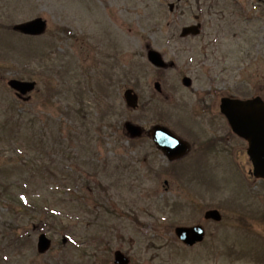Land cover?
<instances>
[{
    "label": "rangeland",
    "instance_id": "1",
    "mask_svg": "<svg viewBox=\"0 0 264 264\" xmlns=\"http://www.w3.org/2000/svg\"><path fill=\"white\" fill-rule=\"evenodd\" d=\"M231 4L0 0V264H114L117 249L130 264H264V182L245 143L230 137L214 152L197 143L170 162L147 136L132 143L123 126L162 123L190 141L199 107L219 106L211 88L236 87L243 65L254 78L264 27L245 31ZM37 17L44 34L13 30ZM197 21L200 36L179 38ZM149 48L175 66H153ZM11 78L37 82L30 100L16 96ZM127 89L137 109L127 107ZM211 208L221 223L204 219ZM196 224L205 240L188 247L175 228ZM41 233L52 240L44 254Z\"/></svg>",
    "mask_w": 264,
    "mask_h": 264
},
{
    "label": "water",
    "instance_id": "2",
    "mask_svg": "<svg viewBox=\"0 0 264 264\" xmlns=\"http://www.w3.org/2000/svg\"><path fill=\"white\" fill-rule=\"evenodd\" d=\"M172 8V6H171ZM46 21L42 18H36L25 23L17 24L14 29L28 35H39L46 30ZM200 33V25L186 26L183 28L181 36L197 35ZM148 59L157 67L167 68L173 66V63H166L162 55L153 49L148 51ZM191 80L184 79V84L189 85ZM8 85L14 89L17 95L24 100H29L30 96L24 95L32 92L36 87L35 81H23L19 79H10ZM160 89V85L156 83ZM126 103L131 108H136L138 97L133 90L128 89L124 93ZM256 100L242 101L234 98H223L221 107L222 112L227 116L228 121L238 135L244 137L248 143V154L253 163V173L256 177L264 178V109H240L246 106H256ZM125 128L132 137L141 136L143 129L131 122L125 123ZM158 147L168 156L170 160L181 158L190 151V145L177 137L167 127L156 125L149 132ZM207 218L221 219L217 210L208 211ZM177 235L188 244H194L204 238V229L201 226L191 228L179 227L176 229ZM51 240L45 234H41L38 239V251L44 253L49 250ZM115 263L128 264L129 259L120 251L115 253Z\"/></svg>",
    "mask_w": 264,
    "mask_h": 264
},
{
    "label": "flooded vegetation",
    "instance_id": "3",
    "mask_svg": "<svg viewBox=\"0 0 264 264\" xmlns=\"http://www.w3.org/2000/svg\"><path fill=\"white\" fill-rule=\"evenodd\" d=\"M232 2L233 4H231V7L237 11V14L240 18V23L243 24L242 26L245 31L250 30V27L255 26L259 27L261 30V23L263 24L262 27H264V0H232ZM226 6L228 7V5ZM260 30H254V32H260ZM260 45L261 42L257 48V56L252 58L251 62L252 65L256 66V73L254 74V78L252 80H250L247 74L248 67L250 65H243L240 68V77L236 87L230 88L228 82L223 81L221 91L211 88V91H209L208 94L219 92L221 93L220 100L223 97H234L241 100L250 101L256 100L258 105L246 106L240 109H264V48H262L264 47V42L262 43V47H260ZM261 48L263 50L262 53L260 51ZM233 92H235V94ZM199 108L204 109V112H200L201 114L199 116V122H202L207 118L208 125L202 126V124H198L199 129L197 134L191 135L192 151L194 154L197 149V143H199L201 149L208 145H213L216 146L217 149L220 147L221 151L224 150L225 145L230 137L246 143L245 139L232 132L227 118L220 111V103L219 106L212 104L210 106H200ZM230 150L233 151V153L237 151L235 148ZM230 150L228 149L226 152L228 153ZM259 180L264 182L263 179Z\"/></svg>",
    "mask_w": 264,
    "mask_h": 264
},
{
    "label": "trees",
    "instance_id": "4",
    "mask_svg": "<svg viewBox=\"0 0 264 264\" xmlns=\"http://www.w3.org/2000/svg\"><path fill=\"white\" fill-rule=\"evenodd\" d=\"M29 64H31V63H29ZM30 205H31L33 210L39 208L35 203H30Z\"/></svg>",
    "mask_w": 264,
    "mask_h": 264
}]
</instances>
